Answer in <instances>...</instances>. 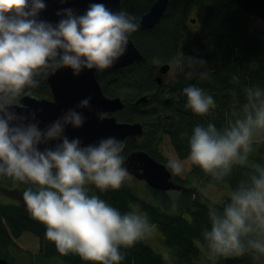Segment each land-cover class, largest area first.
I'll list each match as a JSON object with an SVG mask.
<instances>
[{
	"label": "clouds",
	"instance_id": "9594fccd",
	"mask_svg": "<svg viewBox=\"0 0 264 264\" xmlns=\"http://www.w3.org/2000/svg\"><path fill=\"white\" fill-rule=\"evenodd\" d=\"M46 9V0H0V178L30 185L23 192L26 208L46 226V238L61 255L120 264L125 258L121 248L133 247L153 225L146 214L135 210L122 214L99 196L89 195V186L100 192L118 190L130 179L122 155L125 143L109 136L83 145L79 137L66 135L69 126L79 129L87 122L78 109L91 108L90 96L43 129L36 112L25 116L12 109L22 95H31L39 84L37 77L47 78L63 68L79 76L86 69L112 67L126 54L140 21L105 3L90 2L83 14L59 9L56 23L40 18ZM243 91L246 102L240 111L233 109V120L222 130L213 123L196 125L188 141L190 162L216 182L247 161L254 138L264 133V89ZM183 94L185 108L194 114L206 116L216 108L213 97L195 85L184 88ZM96 117L103 121L107 113L97 111ZM52 142L55 145L48 147ZM166 168L172 175L184 170L173 158ZM210 199L211 227L202 231L210 256H264V168L257 166L227 201Z\"/></svg>",
	"mask_w": 264,
	"mask_h": 264
},
{
	"label": "trees",
	"instance_id": "16d2710c",
	"mask_svg": "<svg viewBox=\"0 0 264 264\" xmlns=\"http://www.w3.org/2000/svg\"><path fill=\"white\" fill-rule=\"evenodd\" d=\"M154 1L122 0L120 6L121 10L138 17ZM228 1L213 30L211 49L197 51L195 45L182 43L179 36L192 16L196 15L203 25L216 17L217 7L213 0H169L166 12L153 27L139 28L130 35L145 55V61L137 60L116 70L96 72L105 94L123 98L124 107L115 111L117 118L124 122L139 120L144 124L142 135L123 140L124 157L128 152L144 149L167 164L168 158L160 151L159 144L168 136L179 157L186 158L190 152L188 141L196 125L206 127L213 123L222 130L234 119L233 109L240 111L246 102L244 88L264 89V37L251 30L250 20L254 17L243 13L235 0ZM165 62L175 63V75L167 74L166 80L158 84L154 77ZM203 73L207 75L202 76ZM37 79L39 84L30 90L31 95L52 98L47 78ZM191 85L202 88L215 100L216 108L209 115L199 116L185 108L187 97L183 89ZM143 94L149 95L148 101L136 104L135 99ZM252 147L247 161L235 165L223 181H214L192 163L190 171L199 180L215 185L228 184L233 190L241 181H247L257 166L264 168V138H254ZM173 176L185 188L173 195L168 190L149 187L152 201L141 197L127 180L120 189L106 192L89 186V195L99 196L122 214L136 210V204L140 214H146L151 224L161 227L165 243L173 249L174 264H202L209 251L202 231L211 227L208 218L211 201L187 179ZM29 186L0 178V188L5 191L0 195L10 200L0 199V256L10 263L14 262L16 252L23 251V254L37 256L42 263L61 258L69 264H95L76 254L61 255L54 242L46 238V226L30 216L23 200V192ZM197 239L205 248L197 244ZM121 253L125 258L120 264H166L164 256L143 239L131 248L122 247ZM214 258L215 264H264L262 256L253 258L250 253Z\"/></svg>",
	"mask_w": 264,
	"mask_h": 264
},
{
	"label": "water",
	"instance_id": "95a60500",
	"mask_svg": "<svg viewBox=\"0 0 264 264\" xmlns=\"http://www.w3.org/2000/svg\"><path fill=\"white\" fill-rule=\"evenodd\" d=\"M47 9L40 14L41 19L52 23L58 22L60 17L56 15L57 10L62 8H73L77 14H83L90 2L105 3L113 11H120L122 0H68L67 3H60V0H46ZM241 11L252 17H259L264 20V0H235ZM169 0H155L150 4L149 9L142 13L137 19L140 21V29L153 27L167 10ZM195 21V19H192ZM145 61V55L139 50L132 37H129L127 52L119 58L115 64L108 68L116 70L128 66L135 61ZM171 64L165 62L160 65L156 77L158 84L164 81V75L170 70ZM97 70H85L79 76H74L70 68L58 70L55 74L47 77L51 88L52 98L37 97L34 95H23L17 106L13 109L19 115H29L36 112L37 120L40 121V128L57 119L63 112L74 108L82 99L91 97L90 109H78L87 117V122L82 128L74 129L69 126L66 135L71 138L79 137L83 145L98 142L103 137L113 136L123 141L128 136H140L144 133V124L139 121L119 120L115 115L124 107L122 96H109L102 91V86L96 75ZM149 99L148 94H143L135 99V103H145ZM97 111L107 113V118L100 121L96 117ZM52 142L48 147H53ZM45 147L41 145V149ZM125 167L130 174L143 179L149 187L172 190L184 189L185 186L179 183L171 172L166 168L164 162L159 161L147 150L138 149L128 152L125 157ZM6 257L0 256V264H8Z\"/></svg>",
	"mask_w": 264,
	"mask_h": 264
},
{
	"label": "rangeland",
	"instance_id": "374dc122",
	"mask_svg": "<svg viewBox=\"0 0 264 264\" xmlns=\"http://www.w3.org/2000/svg\"><path fill=\"white\" fill-rule=\"evenodd\" d=\"M214 4L217 7V15L216 17H212L210 21L207 23V25H203L202 22L198 19V17L192 16L191 19L187 21V25L185 26V29L181 32L180 34V40L182 43L188 42L193 45H195L197 51H204V50H209L212 46V33L213 30L215 29V26L217 24L218 18L221 17L220 14L223 13L226 10L227 3H229L228 0H213ZM195 19L193 21L192 19ZM251 21V30L256 32L258 35L261 37H264V21L262 18H254ZM197 28H201V31H197ZM206 46V47H203ZM171 67L170 70L167 74L175 75V63L171 62ZM167 74L165 75V80L167 77ZM256 139L259 138H264V133L257 134L255 137ZM159 149L160 151L164 154L165 157L177 159L181 162L182 167H183V173L180 174L179 176L181 178L187 179L190 184L195 185L198 189H200L204 195V198L206 200L211 201L210 198L214 197L218 201H227L229 193L232 191L231 187L228 184L224 185H215L210 182H206L204 180H199L196 177H194L191 173V162L186 158H181L179 155L176 153L174 146L172 145V142L168 136H165L163 140H161L159 144ZM127 182L131 183L137 190L138 194L141 197H144L148 199L149 201L154 200L153 196L151 194V191L148 187L146 182L138 178L136 175L130 174V179L127 180ZM179 190H171L170 193L173 195H176ZM5 191H2L0 188V194ZM0 199L2 201H10L8 198H3L0 195ZM134 209L137 212V214H140L137 205H134ZM152 230L149 233H146L144 237L142 238L147 244H149L157 253H160L162 256H164L166 260V264H174L173 260V249L171 246H168L167 243H165L163 239V231L158 224H152ZM197 244L200 247H204L202 243L200 242L199 239L196 240ZM208 250V249H207ZM23 251H19L15 253V258L14 262H10L8 264H36V263H41V264H69L66 261H64L61 258H52L44 263L40 262V260L37 258V256L30 255V254H23ZM264 259V256H262ZM202 264H215V258L214 256H210L209 251L207 252V257L203 259Z\"/></svg>",
	"mask_w": 264,
	"mask_h": 264
},
{
	"label": "flooded vegetation",
	"instance_id": "af4514ba",
	"mask_svg": "<svg viewBox=\"0 0 264 264\" xmlns=\"http://www.w3.org/2000/svg\"><path fill=\"white\" fill-rule=\"evenodd\" d=\"M198 32L201 31V28H197L196 29ZM213 42V41H212ZM203 47H206V46H203ZM212 47V46H211ZM211 49V48H210Z\"/></svg>",
	"mask_w": 264,
	"mask_h": 264
}]
</instances>
